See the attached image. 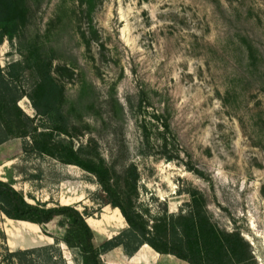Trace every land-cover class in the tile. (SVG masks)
I'll return each instance as SVG.
<instances>
[{
    "label": "rangeland",
    "instance_id": "374dc122",
    "mask_svg": "<svg viewBox=\"0 0 264 264\" xmlns=\"http://www.w3.org/2000/svg\"><path fill=\"white\" fill-rule=\"evenodd\" d=\"M0 2L10 8L0 23V69L18 88V105L34 117L25 94L38 99L35 84L47 76L69 131L78 134L54 132L52 142L77 149L94 138L97 150L87 151L102 154L118 174L134 164L136 184L130 170L118 194L149 226L202 206L217 229L250 244L251 264H264V0ZM155 114L170 125L166 146L155 126L150 144L142 142L141 124L156 123ZM54 124L48 116L34 123L38 131ZM166 151L178 155L168 160ZM0 180L34 206L79 210L94 229L101 264L158 257L143 246L133 256L110 249V238L128 235L120 209L94 174L35 150L31 136L0 144ZM40 227L0 211V264H22L12 252L50 245L23 263L84 264L71 217ZM161 260L190 264L174 255Z\"/></svg>",
    "mask_w": 264,
    "mask_h": 264
},
{
    "label": "trees",
    "instance_id": "16d2710c",
    "mask_svg": "<svg viewBox=\"0 0 264 264\" xmlns=\"http://www.w3.org/2000/svg\"><path fill=\"white\" fill-rule=\"evenodd\" d=\"M0 8L1 23L8 19L10 8L3 2H0ZM10 80L0 69V144L10 136H31L35 150L47 153L64 163L79 165L94 174L104 191L112 199L110 204L114 206L113 208L120 209L130 226L128 235L120 233L107 241L110 249L123 247L129 256H133L140 247L148 244L160 254L174 255L190 264H251L255 261L250 244L238 233L223 232L217 229L202 206H193L189 211L187 210L177 216L171 214L169 217L158 218L152 226H149L139 213L131 211L130 207L122 202L118 194L121 178L124 179L123 175L127 176L130 170L134 171V184H136L137 167L134 164H128L124 166L121 175L118 174L116 166L108 163L102 154H92L87 151L93 144H95L94 151L97 150L98 143L94 138L90 139L86 145H80L77 149L62 142H52L50 138L54 132H60L69 137L78 134L69 131V120L56 106L54 91L48 85V77L44 76L41 81L35 84L34 91L39 94L38 99L31 93L25 94L32 100L33 108L36 111L34 117L23 112L18 105L21 94ZM38 116H48L55 122L52 131H38L34 125L35 118ZM154 119L157 120L156 123L146 120L142 122V142L145 145L150 144L151 126H155L158 136L164 140L166 146V133L170 130V125L166 117L162 115L155 114ZM74 129L78 130V127H74ZM44 136L48 138L42 139ZM165 155L166 159L172 160L178 154H168L166 151ZM124 181L127 182L128 180L124 179ZM6 186V183L0 180V211L4 212L10 219L32 222L41 227L59 215L71 217L73 225L83 239L80 249L83 253L84 264H101L97 250L93 245L94 229L79 210L71 206L37 207L28 203L13 188L4 189ZM48 235L55 240V244L59 243L56 236ZM134 240L136 243L132 245L131 242ZM64 241L69 246H73L71 240L66 239ZM52 247L50 245L28 248L12 252L11 256L17 257L24 264L23 261L27 255Z\"/></svg>",
    "mask_w": 264,
    "mask_h": 264
},
{
    "label": "crops",
    "instance_id": "0c3cea01",
    "mask_svg": "<svg viewBox=\"0 0 264 264\" xmlns=\"http://www.w3.org/2000/svg\"><path fill=\"white\" fill-rule=\"evenodd\" d=\"M140 250V249H139ZM138 250V251H139ZM144 250H146V251H152V250H154L151 246H149L148 244H144L143 245V248L141 249V251H144ZM137 251V252H138ZM139 252V254H138V256H137V258L138 259H141V260H144V261H146V263H147V260H145V257H144V255L143 254H141L142 252ZM157 254H158V257H157V259L155 260V262H154V264H160V262L162 261L161 259H164V258H166V257H168V258H170L172 255H162V254H160V253H158V252H156ZM140 255V256H139ZM153 257V256H152ZM162 257H164V258H162ZM129 259V258H128ZM141 263H144V262H141ZM145 264V263H144Z\"/></svg>",
    "mask_w": 264,
    "mask_h": 264
},
{
    "label": "water",
    "instance_id": "95a60500",
    "mask_svg": "<svg viewBox=\"0 0 264 264\" xmlns=\"http://www.w3.org/2000/svg\"><path fill=\"white\" fill-rule=\"evenodd\" d=\"M140 248H141V247H140ZM140 248H139V249H140Z\"/></svg>",
    "mask_w": 264,
    "mask_h": 264
}]
</instances>
